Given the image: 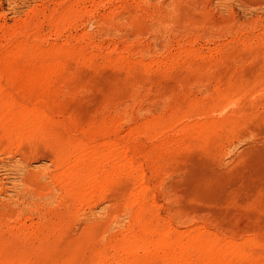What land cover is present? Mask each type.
<instances>
[{"label":"rangeland","instance_id":"obj_1","mask_svg":"<svg viewBox=\"0 0 264 264\" xmlns=\"http://www.w3.org/2000/svg\"><path fill=\"white\" fill-rule=\"evenodd\" d=\"M0 264H264V0H0Z\"/></svg>","mask_w":264,"mask_h":264}]
</instances>
